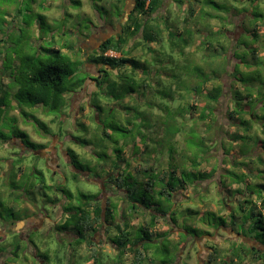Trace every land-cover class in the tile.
Returning <instances> with one entry per match:
<instances>
[{
	"label": "rangeland",
	"instance_id": "374dc122",
	"mask_svg": "<svg viewBox=\"0 0 264 264\" xmlns=\"http://www.w3.org/2000/svg\"><path fill=\"white\" fill-rule=\"evenodd\" d=\"M199 1L203 3L201 6L204 9H213L210 4L212 0ZM216 2L225 10L228 9L227 3L229 2L230 7L242 8L248 15L240 20L237 17H227V15L213 17L214 13L202 15L196 12L191 22L186 25L183 21L188 14L186 7H191L195 11L199 6L193 5L189 0H173V3H168L166 8L169 18L154 20L163 29V49L166 54L164 53L163 56L157 52L149 56L150 54L145 55L142 50L137 49L132 56L141 60L142 63L148 62L147 64L152 65V71L158 72L154 80L158 81L157 85L160 87L157 89L155 85L148 82V87L154 86L155 92L145 90L143 93L137 89L139 98L135 113L127 110L121 112L122 109H127L125 105H135L133 104L134 99L129 97L128 100L120 102L111 96L110 99L102 101V105L106 107L103 115L97 116V119L101 120V124L104 123L105 127L101 128L103 126L100 125L98 131V124L93 123L97 112L86 105L89 101L93 103L92 95L98 91L97 86L89 80L73 99L70 108L68 98L66 99V107L57 116L49 115L40 106L34 109L24 108L23 111L28 114L27 117L22 116L21 112L15 108L8 111V117L15 118L16 123L14 126L8 122L0 124V134L10 138L5 142L0 141V226L3 223L20 219L24 211L27 216L35 206L44 209L51 218L55 216L52 207L42 205V202L46 203L49 200L44 198L43 191L38 189V179L41 176L44 177L46 185L51 188L54 186L48 178L49 170L42 159L31 154V151H39L42 146L48 147L52 140L54 144L60 142L65 151H72L78 158L76 160L73 157L75 167L91 172L89 177L102 178L110 167V171L114 173L120 172L127 166L131 172H138L142 179H138L140 182L138 186H134L133 190L137 201H140L143 196V171L149 172L151 167L154 173H160V177L166 178L169 170H176L177 178L185 182L186 190L175 193L172 202L165 203L157 195L160 185H156L155 192L145 197L146 202L149 203L145 206L147 213L135 212L134 217L128 218V221L132 227H136L142 222L143 215L149 219L150 212H157L160 205L164 206L165 212L173 207L177 210L178 223L175 221L174 225L171 223L167 225V220L158 219L154 233L159 234V239L157 238L158 241L154 242L153 246H146L150 257V262L146 264H204L207 253L200 251L198 244L192 243L191 240L187 244L185 232L189 237H200L206 234L211 236L215 232V223L220 222L219 217L226 218V216L225 229H232L229 227L230 217L222 204L223 195L226 196V205L230 209L237 202L244 200L258 205L257 195L264 196V149L260 144L264 142V121L260 120L261 117L264 118V100L257 95L260 87L258 82L255 81L252 84V106L245 107L246 110L249 109V114L257 115V118L253 117L250 123L249 135L252 139L242 143L241 139L235 137L237 139L235 143H232L231 136L235 133L242 134V131L237 124H231L234 123L236 115L230 120L228 115L235 109L232 100L233 91L238 90L243 95L245 92L242 84L238 81L232 82L229 76L233 66L235 71L232 77L237 80L241 79L239 77L241 72L248 74L246 75L248 79H256L255 73L260 68L252 62L242 63L243 65L238 63L236 59L243 55L241 54L243 53L242 48L248 49L249 52L256 47L258 56L264 61V0H250L242 3L239 0H214V3ZM114 7L112 0H0V72L2 83L10 90L9 93L12 94L15 91L9 72L14 71V65L16 66L19 57L25 54L46 57L47 51L58 50L78 63V69L85 76L96 78L100 74L98 72L100 67L87 61L88 56L90 58L96 52H92L91 49L87 53V58L83 62L86 65L83 66L80 64L82 62L81 47L86 48L84 42L90 30L96 31V28L104 23L98 15L103 18L104 11ZM94 11L98 12V15ZM112 21L113 24L117 22L116 19ZM241 22L245 33L233 27ZM189 31L190 35L187 34ZM168 32L183 35L186 39L187 45L184 46L183 54L179 48L180 39L173 37L171 40L174 44L167 45L165 38ZM255 32L259 37L258 42L253 39L252 34ZM68 46H72V49ZM235 48H239L238 52H235L236 59L232 54V49ZM106 56L119 57L118 54L111 52L106 53ZM153 60L154 63L151 62ZM8 61L10 65L7 67L4 64ZM226 61L227 67L224 64ZM159 66L163 68L159 69ZM116 73L115 70L112 74ZM216 75L221 77L215 80ZM170 76L172 78H169ZM205 78L209 81L207 85L201 87L200 95L194 96L193 92H188L190 87H194ZM112 79L120 85L115 76ZM218 84L224 87V97H219L218 102L215 103L208 101L204 97L205 94L209 93L211 85ZM260 92L264 95V85L261 86ZM149 102L152 105H148ZM193 103L196 104V109L190 110L188 107ZM243 104L245 102L241 101L240 105ZM208 108L213 110L214 115L207 112L206 115H209L207 119H198L200 113ZM32 117L45 125L48 130L47 134L39 130ZM248 117V115L244 116L245 119ZM190 128L194 131L191 132ZM104 130L108 138L103 135ZM20 132L25 133L27 139L21 136ZM84 140L86 146H81L79 143ZM25 147L31 151L26 150ZM117 150H121L120 157L123 161L118 162L114 156V151ZM246 151H249L247 158L242 155ZM207 157L208 163L206 164ZM62 160H60L61 164ZM114 162L120 164L119 171L113 166ZM242 162L246 163L251 170L252 177L249 178V184L253 189L251 192L245 190V185L236 184L235 178L231 176L233 173L239 175L247 171L244 165L241 169H236V166ZM100 167L103 169H99ZM62 168L66 185L61 189L72 194L73 199L70 203L74 205L73 207H81L82 195L87 200L93 199L98 194L99 189L96 184L81 178L74 181L72 180L73 174L64 171L63 165ZM131 175L134 176L133 173ZM56 178L58 179L57 176ZM178 179L176 183H179ZM132 180L134 178H131L130 182ZM13 181H15L16 189L9 187L11 183L14 184ZM219 181L222 185H219ZM29 185H34V187L31 188ZM227 190L230 192L240 190L241 193L229 195ZM46 195L49 198L60 199V196L53 194L52 191H46ZM61 201L62 206L64 203L68 204L64 198H61ZM112 201L116 204L118 199ZM64 218V215L61 217L56 215L57 224L61 225ZM205 222L213 224V227ZM48 227V223H45L42 229L31 235L34 244L31 251L42 258L49 255L52 258L54 255L51 264H56L57 260H59L57 264H90L85 261L86 255L83 248H73L71 252L69 251L68 242L71 240L69 235H62L60 239H56L52 233L44 235ZM112 234L113 231L105 235L108 245L95 248V252L102 258L97 264H108L116 259L118 251L109 241V235ZM164 234H168L167 241H163L164 238L161 239ZM217 235L212 243L205 241L204 244L213 246L218 251L221 262L226 261L227 264H232V251L236 255L234 250L241 247L240 241L234 237L228 238L224 232H219ZM245 235L249 233L246 232ZM249 236L253 237V235ZM257 237V240H254L256 239L254 237L252 240L264 245V232H259ZM10 240V237L6 238L5 243L8 246L11 243ZM132 257L129 251H125L119 263L132 264ZM223 263L218 262V264ZM234 264L258 263L249 255L243 260H235Z\"/></svg>",
	"mask_w": 264,
	"mask_h": 264
},
{
	"label": "trees",
	"instance_id": "16d2710c",
	"mask_svg": "<svg viewBox=\"0 0 264 264\" xmlns=\"http://www.w3.org/2000/svg\"><path fill=\"white\" fill-rule=\"evenodd\" d=\"M147 0H136V7L139 8L141 11L148 10L152 11L155 7L159 6V0H149V4L146 5ZM187 15L184 18V23L187 25L191 22L194 12L193 9H187ZM43 18V17H42ZM109 24L113 25L112 20H107ZM122 35L119 38H111L107 41H105L99 48L98 51H96V54L93 56H90L88 58L89 61L93 62L95 65L100 67L99 73L100 79H95L96 86L98 91L95 92L92 95L91 102L92 107L94 108L95 112H97V115L100 117L104 113L105 105H102V101L105 99H110L111 96L116 101H124L128 100L127 98L130 97V99H134L135 101L133 104L136 105H125L127 109L124 107V111H132L135 113V109L138 107L137 98L135 99L132 97V93H137V89L139 91L145 92V90L154 91V86H149V83H152L157 87V89L160 87L157 85L158 81H155L154 78L156 77V73L152 71V65L147 64L148 62L142 63L141 60L136 59L132 56L133 52L137 49H140L144 52V54L153 56L155 53H161L164 56L165 50L163 49V38L161 36L162 30H160L159 25L155 24L154 20L149 17H130L128 18L127 22L122 24ZM188 35H190V31L187 32ZM253 39L255 42H258L259 37L257 34H252ZM181 35H178L177 33L169 32L168 33V40L167 45L172 46L173 40H171L173 37L176 39H180ZM138 39V40H136ZM181 40V39H180ZM159 43V48H152L150 45L152 43ZM205 42V41H204ZM202 42V43H204ZM186 39L181 40L180 45V52L183 54L184 46H186ZM207 43V42H205ZM130 44V45H129ZM201 45V44H200ZM199 47V46H198ZM69 49H72V46H68ZM209 48H207L208 50ZM243 54L240 58L235 57V52H238L239 48L232 49L234 58L238 61L240 64L244 63H250L252 62L253 65H259L260 68L257 69L255 76L256 79H248V74L241 72L240 73V80H237L236 78L232 77L235 67L233 66V70L231 73H229V76L233 81L240 82L243 87L244 95L241 94L240 91L234 90L232 95V100L234 101L235 109H233L231 112L228 113L229 120L232 119V116L236 115V119L234 118V124L238 126L239 129H241L242 134H233L231 136V142L235 143V137H238L241 139L240 141L242 143H245L246 141L252 139L249 135L251 132V120L254 118H257V115L249 114V109L246 110V108L251 107L253 104V91L252 84L256 81L260 84V87L258 89V97H261V100H264V95L260 92L261 86L264 85V61L262 58L258 56V49L252 48L249 52L248 49L242 48ZM48 55L46 57H40L39 55H29L25 54L19 57L18 62L16 63V66L14 65L13 70L10 71L9 74L11 76V79L13 80L12 85L15 88V91L10 94V90L7 88L6 85L2 83V76L0 72V124H4V122H8L11 124V126H14L15 118L8 117V111L11 108L18 109L19 112H21L22 116L27 117V113L23 111L24 108L27 109H34L36 107H42L49 115L57 116L59 115L62 110L66 107V97L65 95L75 92L78 89H80L84 83L85 77L84 74L78 69V63H75L68 57L67 55H64L60 53L58 50H53L51 52L47 51ZM112 52L114 54H118L119 57L113 58L106 56V53ZM225 52V51H224ZM166 54V53H165ZM222 55V54H221ZM249 58V59H248ZM251 58V60H250ZM226 60V59H225ZM223 61V59H222ZM243 61V62H242ZM245 61V62H244ZM154 63V60L151 61ZM82 64V62H80ZM227 67V61L224 62ZM242 64V65H243ZM7 67L10 65V62L8 61L5 63ZM225 67V68H226ZM163 68L162 66H159V69ZM117 71L115 75H113V71ZM141 71L142 77L140 78V85L139 81L137 80V73L138 71ZM162 71L160 70V73ZM4 73V72H3ZM226 73V72H225ZM223 73V74H225ZM262 74V76H261ZM115 76L116 80H119L120 85L117 83V81L113 80L112 77ZM221 76L216 75L214 76V79H219ZM160 78V77H159ZM169 78H172L171 76ZM208 79L205 78L202 79L200 82H198L194 87H188V92H193L194 96L200 95L201 87L207 85ZM122 84H124L122 86ZM155 92V91H154ZM153 92V93H154ZM158 93V91H157ZM235 95V96H234ZM234 96V97H233ZM11 97V99H10ZM206 99L210 102H218L219 97H224V87L221 84L212 86L209 90V93L205 94ZM151 99V97H150ZM183 100V99H182ZM244 101L245 104L242 106L240 105V102ZM261 102V101H259ZM148 105H152L150 102ZM155 107V104L153 105ZM246 107V108H245ZM190 110L196 109V104H190L188 107ZM245 108V109H244ZM263 108V107H262ZM18 112V113H19ZM206 112V113H205ZM207 112H211L212 115H214V112L211 108H208V110H204L200 113L198 116V119L205 120L208 118L209 115H206ZM146 115V114H145ZM248 115V119H245L244 116ZM33 118L34 124L39 128V130H43L46 134L48 133L47 128L45 125L40 122L38 119ZM3 120V121H2ZM262 122L264 121V118H260ZM101 123L102 121L99 120ZM128 122V121H127ZM7 123V124H8ZM6 124V123H5ZM99 125L97 126V130L99 131ZM105 125L103 123L104 128ZM191 132L194 131V129L190 128ZM102 133V132H101ZM20 135L23 136L25 139H27V136L25 133L20 132ZM103 135H105L108 138V134H106V131H103ZM10 138L7 135L0 134V141L5 142L9 140ZM145 139V138H144ZM143 139V140H144ZM239 142V141H238ZM81 146H86V141H80L79 143ZM262 144V148L264 149V142H260ZM71 155H74L73 157L77 160V156L70 151ZM228 153V152H227ZM249 151H246L243 155V157H248ZM121 150L114 151V156L117 158V161L120 162L123 161L120 157ZM109 154H107L108 156ZM228 157L227 155H224ZM108 158V157H107ZM19 161V160H18ZM17 161V162H18ZM208 163V157L206 159V164ZM245 166V172L239 173H233L231 176L235 178V183L240 185H245V190L248 192L253 191L249 184V178L252 177L251 170L247 167V164L243 163L236 166V169H241L242 166ZM249 165V164H248ZM113 166H115V169L119 171L120 164L117 162L113 163ZM111 169V167H110ZM136 169V168H134ZM150 171L147 172L146 170L143 171L144 173V180H143V187H142V198L140 201H137L135 199V192L134 186H138L140 180L142 179L140 175H138V172L135 173L131 172L129 169V166H127L125 169L122 168L120 172H116L115 174H111L110 178L113 182V185H115L118 188H121L124 190L123 192V198H124V208L120 210V218L119 223H117L115 226H112V228H107V233L110 234V232L113 231L112 235H109V241L112 243L116 249H117V257L114 260H111L108 262V264H120L121 257L125 255V251H129L132 254V264H146L150 262V257L148 250L146 246H153L154 242H157V238L159 239V234L154 233V228L157 224V221L159 218H164V220H167V225L169 223L175 224L177 222V210L173 209V207L170 208V210L166 211L164 210V206L160 205V209L157 210V212L151 211L149 215V219L145 218V215H143L142 222L138 224L136 227H132L130 225V221H128V218L134 217L135 212H146V204H149L146 202V196L151 195L155 192L156 185H160V189L157 191V195H159L160 198L164 200L165 203H171L173 196L175 193L183 192L186 190V184L185 182L180 181L177 177V171L176 170H169L168 176L165 178L164 176L160 177V173H154V170L150 167ZM131 173L134 174V176L131 175ZM35 174V173H33ZM214 174L212 175V177ZM73 180H76V175L72 176ZM131 178H134V180H131ZM179 180V183H176V180ZM38 189L43 190L42 196L44 198H47L48 200L52 202H56L57 199L51 200L46 195V191H50V187L46 185L44 177L41 176L40 179H38ZM138 181V183H136ZM129 182V184L127 183ZM14 184H10L9 187L14 189L15 188V181H13ZM126 183V184H125ZM132 183V184H131ZM219 185H222V183L219 181ZM31 188L34 187V185H29ZM132 186V187H129ZM262 186V185H261ZM22 187V186H21ZM220 187V186H219ZM16 189V188H15ZM18 189V187H17ZM63 197L68 201V204L63 207L64 211V221L61 224L62 231H69L74 233V231H84V233L89 232H96L106 223L114 224L117 220L115 217L114 210L116 209V206H113V210L110 208H106L104 212L101 211V208L97 206L96 204H93L94 210L92 215L89 213V210L87 209L90 201L92 200L87 199L84 195H82L80 206V210L77 212V215L70 213L72 210H74L73 205L70 203L73 199V196L68 191H62ZM227 193L229 195H236L241 193L240 190H235L234 192H230L227 190ZM231 193V194H230ZM260 195V194H259ZM228 197V195H227ZM259 204L257 205L254 202H250L247 200H244L242 202H237L234 207L231 206V209L229 206H227V199L226 196L222 198L221 203L223 204L224 209L227 210V215L229 218V227L232 228L233 231L242 234L247 239H258L259 232H264V196H258ZM226 202V203H225ZM250 205V207H248ZM127 208V211H125ZM183 213V212H182ZM170 214V216H169ZM211 214V213H210ZM214 214V213H213ZM212 214V216H213ZM215 215V214H214ZM226 218L219 217L220 222L219 225H225ZM208 226H212L213 224H210L209 222H205ZM215 223V222H214ZM217 223H215V227H218ZM170 225V224H169ZM217 225V226H216ZM213 227V226H212ZM235 228V230H234ZM195 232V230H193ZM249 233V235H245V233ZM154 233V234H153ZM196 233V232H195ZM208 233V232H207ZM166 236L168 234H164V236L161 238L163 241L166 240ZM80 244V242H78ZM88 247L84 250V253L86 255V260L90 262V264H97L101 262L102 258H100L99 254L95 252V249H93V243L91 241L86 242ZM241 247L236 248L235 254L231 256V262L234 264L235 260H243L246 256L248 257V254L251 252L246 246L244 242L240 243ZM156 245V244H155ZM154 245V246H155ZM92 247V249H91ZM91 251V253H89ZM164 253V250H162ZM157 253V252H156ZM252 260H255L258 264H264V254L260 251L254 250L251 252ZM118 259L120 261H118ZM206 264H218V262L227 264L226 261H220V256L218 251L212 246L211 252L207 254Z\"/></svg>",
	"mask_w": 264,
	"mask_h": 264
},
{
	"label": "flooded vegetation",
	"instance_id": "af4514ba",
	"mask_svg": "<svg viewBox=\"0 0 264 264\" xmlns=\"http://www.w3.org/2000/svg\"><path fill=\"white\" fill-rule=\"evenodd\" d=\"M193 5H198L199 8L194 11L193 8L186 7V12L187 9H193L194 14L196 12L202 13V15H209L210 13H214L213 17H222L221 15H227V17H237L240 20L244 19L247 17L248 13H246L242 8H237L233 6H229V2L227 3L229 11L225 10L222 8V6L219 3H214V0L210 1V4H212L213 9L212 10H207L204 9L201 5H203L202 2L199 0H189ZM240 3L242 2H248L250 0H239ZM149 0L146 1V5L149 4ZM136 0H133V2H129V0H112V4L115 6L113 9L104 11V17L102 18L101 16L98 15V12H96L98 17L104 20V23L101 24L96 28V31L90 30V33L88 37L86 38V41L84 42L85 47H81L82 51V57L83 53H86V58H87V53L92 49V52H96L99 50L100 46L107 40L111 38H119L122 35V24L127 22L128 18L130 17H149L153 20L157 19H166L169 18V12L166 10L167 4L168 3H173V0H159V6L155 7L152 11L148 10H143L141 11L139 8L136 7ZM189 3V2H188ZM209 4V3H208ZM231 15H229L228 13ZM211 16V15H210ZM127 18L125 21L124 19ZM106 19H116L117 22L116 24H109ZM157 24V21L155 22ZM158 25V24H157ZM120 26V30L117 29V27ZM235 29L238 28L242 32H244L242 28V22L239 23L237 26H233ZM160 30H162L161 36L163 38V29L161 26H159ZM169 33V32H168ZM245 33V32H244ZM256 33V32H255ZM181 40H184L185 38L182 36L179 37ZM168 40V34L167 37L165 38V41ZM164 42V40H163ZM236 43V42H235ZM100 44V46H99ZM187 45V43H186ZM152 48H159V43H152L150 45ZM85 58V59H86ZM89 58V56H88ZM85 60L82 58V64H84ZM88 61V59H87ZM93 63V62H92ZM94 64V63H93ZM97 66V65H96ZM100 70V69H99ZM99 72V71H98ZM137 80L139 81L140 85V78L141 76V71L139 70L137 73ZM100 75L98 74L96 78H92L90 76H85L84 83L80 89H78L75 92H71L67 95H65L66 99L68 98V103H69V108L71 107V103L73 102V99L76 97L77 94H79L80 90H82L85 87V84L87 80H89L91 83L93 82V85H96L95 79H100ZM90 77V79L88 78ZM88 78V79H87ZM138 93H132V97L134 98H139L137 96ZM92 95V94H90ZM86 105L91 107V110H94L92 107L90 101L86 102ZM95 111V110H94ZM124 111V109L121 110V112ZM96 114V113H95ZM97 114L95 116V119L93 121L94 124H98L99 126H103L101 122L97 119ZM83 125V124H82ZM23 146V145H22ZM24 147V146H23ZM28 149V147L26 148ZM70 151L64 150L63 145L60 142H57L54 144V142L51 140L50 145L48 147L42 146L39 151H31V154L34 157H39L42 159L44 162L46 168L49 170V176L48 178L53 182L52 188L50 187V191L53 192V194L59 195L60 199H57L56 197L51 198V200L57 199V201L52 202H42V205H49L52 207V210H54V217L51 218L50 216L47 215V212L44 209H41L39 207H33V211L26 216V211L23 212V215L20 217V219H15L12 220L10 223H3L2 226H0V264H51V260L54 258L45 256V257H40L37 254H35L33 251V242L31 240V235L35 233L36 231L38 232L40 229L43 228L45 223H48L49 227L47 228V231L44 233V235H47L48 233H52V235L57 239L61 238L62 235H69L70 237V242H68V247L69 251L73 250V248L77 249L78 247L83 248V252L86 249L87 244L86 242L91 241L93 244V249L95 248H100L103 245H108L109 243L106 241V233H107V228H112V226H115L117 223H119V218H120V210L124 208V198H123V192L124 190L121 188L116 187L113 185V182L110 178L111 174H115L114 172L110 171V169L107 170L105 176L102 178H96V177H89L90 173L88 170L85 169H79L78 167H75L74 164V159L71 154H69ZM64 160H62V158ZM60 160L63 161L61 164ZM64 171H68L70 174L76 175V180L78 178H81L85 181H91L92 183L96 184L97 189H99L98 194L93 197V199L90 201L87 209L89 210V213L92 215L94 207L93 204H96L101 208V211L104 212L106 208H110L113 210V206H116V209L114 210L115 212V217H116V222L111 225V223H106L104 224L99 230L96 232H89V233H84V231H77V233H72L69 231H62L61 225H58L56 222V215H59L60 217L64 215L63 207L66 206L65 203L62 206V201L61 198L63 197L62 189L64 185H66V179L62 175L63 168ZM103 169V168H99ZM107 169V168H106ZM72 175V176H73ZM92 175V174H91ZM58 177V179L56 178ZM45 180V179H44ZM73 180V178H72ZM40 191V189H39ZM43 191V190H42ZM65 199V198H64ZM96 199L98 201H96ZM113 199H118L117 205L115 204V201H112ZM67 201V200H66ZM75 202V201H73ZM68 203V202H67ZM76 205V204H75ZM74 206V205H73ZM82 207V206H81ZM58 209V210H57ZM80 210L79 206L74 207V210H72L70 213L77 215V212ZM23 211V210H22ZM147 213V212H145ZM117 214V216H116ZM65 217V215H64ZM215 232L211 236L208 234L203 235V236H192L189 237L188 233L185 232V237L187 239V244L191 240L192 243L198 244V248L200 251L206 252L207 254L211 252L212 247L207 246L205 241L207 242H213V239L216 238L219 232H224L228 238H233L240 241L244 242L249 250L254 251H260L264 254V245L262 243L256 242L250 238H246L240 233H237L233 231L232 229H225V226L219 225L218 227H214ZM235 233V234H234ZM183 234V233H182ZM10 237V245L6 244V238ZM80 242V244H78ZM203 242V244H202ZM186 244V245H187ZM91 247V249H92ZM72 248V249H71ZM69 252V254H70ZM251 252L248 254V257H252ZM68 253V252H67ZM91 253V251H89ZM72 254V253H71ZM59 262V260H57ZM32 262V263H30ZM56 262V264L58 263ZM204 264L206 262L204 261Z\"/></svg>",
	"mask_w": 264,
	"mask_h": 264
},
{
	"label": "water",
	"instance_id": "95a60500",
	"mask_svg": "<svg viewBox=\"0 0 264 264\" xmlns=\"http://www.w3.org/2000/svg\"><path fill=\"white\" fill-rule=\"evenodd\" d=\"M129 2H133V0H129ZM124 20L126 21L127 18H125ZM117 29L120 30V26H118ZM99 46H100V44H99ZM82 58H83V60H85V58H86V53H83V57H82Z\"/></svg>",
	"mask_w": 264,
	"mask_h": 264
},
{
	"label": "clouds",
	"instance_id": "9594fccd",
	"mask_svg": "<svg viewBox=\"0 0 264 264\" xmlns=\"http://www.w3.org/2000/svg\"><path fill=\"white\" fill-rule=\"evenodd\" d=\"M112 53V52H111Z\"/></svg>",
	"mask_w": 264,
	"mask_h": 264
}]
</instances>
